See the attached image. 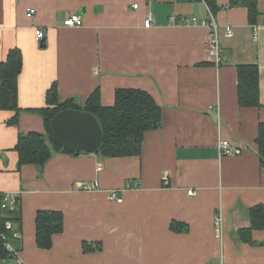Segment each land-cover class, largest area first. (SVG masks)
<instances>
[{
  "label": "crops",
  "instance_id": "0c3cea01",
  "mask_svg": "<svg viewBox=\"0 0 264 264\" xmlns=\"http://www.w3.org/2000/svg\"><path fill=\"white\" fill-rule=\"evenodd\" d=\"M215 1L221 9L210 15L202 0H0V61L10 49L22 55L20 109L45 108L55 84L59 103L81 106L99 88L100 104L112 106L117 89H139L162 110L161 126L144 134L139 156L58 153L42 171L17 169L14 149L20 133H45L42 118L22 113L13 125L14 114L0 110V194L20 198V241L13 246L18 243L22 264H264V231L252 233L255 245L238 236L250 225L249 209L264 205L256 145L264 123V0H258L256 38L245 8ZM29 9L35 10L30 18ZM73 14L82 25L64 27ZM149 15L153 25L145 28ZM210 17L218 24V64L207 49L209 28L185 22ZM239 65L258 68V107L238 104ZM221 140L242 153L221 156ZM92 180L101 190L79 189ZM128 183L135 186L126 189ZM111 189L122 191L121 203L107 199ZM39 210L64 217L49 250L35 245ZM84 242L102 250L84 254ZM8 263L14 259L0 260Z\"/></svg>",
  "mask_w": 264,
  "mask_h": 264
},
{
  "label": "trees",
  "instance_id": "16d2710c",
  "mask_svg": "<svg viewBox=\"0 0 264 264\" xmlns=\"http://www.w3.org/2000/svg\"><path fill=\"white\" fill-rule=\"evenodd\" d=\"M210 11L215 14L221 8L215 0H205ZM245 8L250 25L255 26L260 18L258 0H229L226 9ZM22 70V55L19 49H10L6 58L0 61V110L10 111V123L17 125L22 113L39 115L44 123L45 133H20L15 145L17 152V169L24 165H33L40 171L45 164L58 153L70 154L62 148L53 137L49 123L59 112L65 109H75L93 114L100 122L104 140L100 151L96 154L103 158H128L139 156L142 151L144 134L157 130L161 126L162 110L153 98L139 89H117L112 106L100 104V91L96 88L85 100L83 105H77L73 100L59 103L57 87L53 84L45 95L46 107L22 110L18 106V77ZM238 77V104L241 108L258 107L259 103V73L256 65H239L236 67ZM260 165L264 167V123L258 126L256 140ZM4 195L0 194V260L11 259L5 242H16L11 239L12 231L21 230V205L12 210L1 208ZM250 225L239 229L238 236L242 243L255 245L252 239L254 231H264V205H256L249 209ZM11 227L6 228V223ZM34 240L37 248L49 250L52 247V237L60 234L64 228V217L60 211L39 210L35 215ZM172 230H177L176 223L171 224ZM179 231V230H178ZM18 243H16L17 245ZM15 245V246H16ZM14 246V247H15ZM16 248L19 249L18 246ZM100 243L82 244L84 254L100 252Z\"/></svg>",
  "mask_w": 264,
  "mask_h": 264
},
{
  "label": "built area",
  "instance_id": "2783aa9c",
  "mask_svg": "<svg viewBox=\"0 0 264 264\" xmlns=\"http://www.w3.org/2000/svg\"><path fill=\"white\" fill-rule=\"evenodd\" d=\"M204 3L205 0H202ZM137 5H133V8H136ZM208 11L210 12V9L208 8ZM35 14V10L34 9H29L26 13V17L30 18L32 16H34ZM213 18L210 17L209 19H196V18H189L187 19L185 22L187 25H200V26H204V27H208L210 30L209 33V38L207 40V49L208 52L210 53V55L213 57L214 61L218 64L220 62V43H219V36H218V24L212 20ZM82 25V18L80 15L77 14H73V15H69L64 21H63V26L64 27H68V28H72V27H79ZM153 25V19L152 17L149 15L143 23V26L145 28H149ZM260 26L264 27V18L262 19V22L260 24ZM257 25L253 26L254 28V38H256V30H257ZM35 38L38 41H41L44 39V33L41 29H35ZM225 33L227 35L231 34V29L229 27L225 28ZM211 110H214L215 108L210 107ZM218 150L221 156H236V155H240L242 153V149L240 147H236L234 145H232L229 141L226 140H221L218 143ZM98 171L101 170L100 167H98L97 169ZM162 183L164 186L168 185V178L166 176L162 177ZM79 189L81 191L84 192H91V191H99L101 190V187L99 185V182L97 180H92V181H87V182H82L78 184ZM135 185H132L130 183H128L126 185V189H130ZM121 190L118 189H111L106 191V195H107V199L109 201H114L116 203H121L122 199H121ZM187 194L189 196L193 195L194 192L188 191ZM19 203V199H17L16 196H8V195H4L3 199H2V204H1V208L3 209H8L10 208L11 210L18 205ZM214 225L216 227H218L217 230V234L218 236H221L222 234V230L220 229L221 225H222V219L219 215H216V217L214 218ZM11 224L8 222L6 223V228H10ZM11 239L15 240L17 242L20 241V234L17 231H12L11 232ZM5 247L8 250V252H10L13 255V259H14V264H22V261L20 260V258L18 257V252L20 250V248H16L14 247L11 242L6 241L5 242Z\"/></svg>",
  "mask_w": 264,
  "mask_h": 264
},
{
  "label": "water",
  "instance_id": "95a60500",
  "mask_svg": "<svg viewBox=\"0 0 264 264\" xmlns=\"http://www.w3.org/2000/svg\"><path fill=\"white\" fill-rule=\"evenodd\" d=\"M49 127L56 142L70 153L96 155L102 147L103 130L91 113L65 109L50 120Z\"/></svg>",
  "mask_w": 264,
  "mask_h": 264
},
{
  "label": "rangeland",
  "instance_id": "374dc122",
  "mask_svg": "<svg viewBox=\"0 0 264 264\" xmlns=\"http://www.w3.org/2000/svg\"><path fill=\"white\" fill-rule=\"evenodd\" d=\"M8 264H10V263H8Z\"/></svg>",
  "mask_w": 264,
  "mask_h": 264
}]
</instances>
